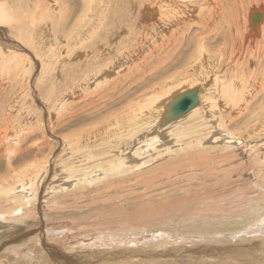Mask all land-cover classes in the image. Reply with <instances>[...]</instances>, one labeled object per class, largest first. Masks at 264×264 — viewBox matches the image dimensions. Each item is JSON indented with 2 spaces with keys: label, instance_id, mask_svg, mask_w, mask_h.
Wrapping results in <instances>:
<instances>
[{
  "label": "rangeland",
  "instance_id": "1",
  "mask_svg": "<svg viewBox=\"0 0 264 264\" xmlns=\"http://www.w3.org/2000/svg\"><path fill=\"white\" fill-rule=\"evenodd\" d=\"M254 2L212 0L209 5L207 4L208 9L211 8L214 11L216 21L220 24L215 27L222 28L221 31L224 32L237 29L238 35L245 32V36L252 41L247 43L246 51L243 55L240 54L241 57L233 58L236 61L231 67L232 71L228 74L229 78H224V86L231 87V94L230 96L223 94L220 107L223 109L222 113L226 120H229V133H235L234 135L242 133L253 118L262 110L264 111V58L263 50L260 49L264 44V35L259 32V29L254 36L250 33V16L255 12L264 15V0ZM83 4V0H0V132H4V134L0 133V264H186V262L187 264H264V181L259 178V174L264 172V167L249 166V161L253 159L250 158L247 148H245V153L238 150L244 144L234 148L235 155L232 149H227V146L236 145L245 139L240 135L235 136L236 140L217 134L215 137L218 138L214 137V141L204 142L203 147L210 149L220 144L215 151L206 152L210 155L208 157L213 155L230 157L229 161L220 164V168H216L207 156L199 159L196 156L199 150L196 149L187 147L185 150H177L178 148L173 146V150L168 151L155 148L154 142L163 145L170 143L173 134L171 132L169 136L168 132L164 135L160 133L165 130H160L156 122L150 123L147 128L149 131L144 128L140 134L130 138V141H137L132 143L133 148L136 149L132 154L139 157L141 162L136 166L139 168L132 169L124 166L122 167L124 173L120 170L122 174L120 171L117 175L108 174L105 170L106 165L117 163L112 157L116 158L117 154L122 152L108 146L97 150L96 154L99 156L102 152H115L100 156L101 160L87 159L86 149H80L77 150L78 153L71 154L75 149L71 142L73 136L81 137L82 145L85 144L88 149L94 142L102 139L104 135L100 133L98 126L110 119L112 111L124 110L127 113L131 107H134V103L147 96L161 91L175 90L180 84L179 81H182L185 76L180 59L183 54L180 51L181 45L190 39V35L207 36L212 39L215 34H218L217 32H220L213 31L215 29L212 24L213 19L205 18L206 25H204L202 17L197 16L200 14L198 11L200 6L196 11L193 5L185 4L186 9L184 8L183 16L190 17V20L187 25L184 17L172 20L174 24L182 20L176 23L177 26L172 23L176 31L164 33L161 38H157L153 33H147V30L146 32L138 30L141 37L138 39L135 36L136 45H131V51H129V48L124 47L129 45L133 34L129 35L120 30L122 32L113 34L111 38L113 41L107 43L108 45L103 44L102 49L97 51L95 45L100 42L103 33L100 29L90 30L92 27H97L100 22L96 20L94 26L88 24V20L95 16L91 12V14L88 13L89 10ZM117 5L116 3L115 8ZM101 12L103 15L107 13L106 10ZM159 16L157 11L153 19L158 20ZM259 23L258 27L263 28L264 18ZM161 25H155L154 31H171ZM170 35L174 36V41L168 42ZM162 39L168 42L164 48H161L163 43L158 44ZM68 43L72 46H68ZM197 43L199 39L194 41V44L197 45ZM221 44L220 40L218 46ZM90 45L92 49L87 50ZM155 45L159 46L156 48ZM68 50H71V55L68 54ZM147 51L149 56L145 53ZM53 52L57 53L53 54ZM187 52L190 56L191 49ZM59 54L62 57L59 58ZM97 56L100 60L92 63ZM147 56L151 57L149 62L144 59ZM64 58H68V61L63 60ZM227 58L229 55L225 62L228 61ZM117 60H119L118 66H121L117 69L118 74L102 79V81H107L98 86L96 83L88 86L87 77L89 78L92 72L107 65L108 62L111 63L109 67H113L118 62ZM228 70L224 67L221 72ZM61 72L64 78L61 77ZM47 73L50 75L47 76ZM25 74L30 75V84ZM51 78L58 80L57 84L54 83L53 88L56 93L53 94L47 88L52 86L47 83ZM147 80L151 83L143 86L142 83L144 84ZM14 81L17 83L14 86L18 85L16 93L14 88L10 89ZM155 82L158 84L156 91H149V86L152 83L156 84ZM211 83L210 81L204 84L203 106L210 102L205 98V94ZM58 84L63 90L65 88L74 89L77 95L67 98L53 111V116L49 117L47 112L54 109V104H59L58 98L61 96L62 89ZM21 85L25 88H21ZM28 87L31 89L27 90ZM25 89L27 93L28 91L31 93V96H23L20 99L18 94ZM105 91L108 96L102 99ZM130 100L133 104L127 106ZM18 110L22 112L17 114ZM218 113L222 114L221 111ZM231 118L234 120L232 121ZM199 124L197 120L195 122L185 120L180 124L184 125L180 129L186 130L192 126L196 128ZM198 131L201 132L198 134L199 137H205L206 131L203 127ZM88 132L89 137H82V133ZM188 132L190 131L183 133ZM114 136L112 139L118 142L117 138H124L125 131ZM162 136L167 138H162ZM192 136L194 135L191 133L189 137L182 136L181 142L190 140ZM164 140L169 141L164 142ZM175 140L178 142L180 139L176 137ZM145 141L151 147L148 148L149 152L142 154L141 157L142 143ZM256 143L264 142L258 140ZM22 148L25 150L21 152ZM164 151L169 155H165ZM175 151L177 153H174ZM261 151L264 154V149ZM188 152L195 160L199 159L197 161L206 159L204 161L206 165H196L197 167L192 165L193 160L187 159L190 158L187 155ZM82 155L85 156V161L81 163L77 160L79 164L71 168L75 173L74 176L72 172H69V167H73L71 160L78 159ZM13 160H16L14 164ZM97 163L100 166L103 163L100 169L95 167ZM33 164L34 169L38 164L41 165L38 166L42 167L41 169L44 168L42 171L44 174L41 177L38 176L36 185L38 195L35 196L34 201L30 202L23 198L20 190L15 193L13 190L19 182L26 179L25 171L34 170L31 166ZM203 168L206 169L203 170ZM97 170L94 180L90 179V172ZM123 175L130 178L122 177ZM131 175L134 177L132 178ZM228 179L231 180L228 181ZM121 183H124L123 187ZM112 185L115 188L113 190H111ZM51 187L55 191H51ZM119 187L122 188L119 189ZM20 196L24 202L19 200ZM54 196L58 198L53 199ZM29 197L32 198V196ZM18 208L23 209V212L18 211ZM64 223L66 224L63 225ZM227 235H239L242 240L239 239L240 241L237 240L234 243L227 239Z\"/></svg>",
  "mask_w": 264,
  "mask_h": 264
},
{
  "label": "bare ground",
  "instance_id": "2",
  "mask_svg": "<svg viewBox=\"0 0 264 264\" xmlns=\"http://www.w3.org/2000/svg\"><path fill=\"white\" fill-rule=\"evenodd\" d=\"M72 1V0H71ZM99 1V2H98ZM120 1V2H119ZM83 0V5L89 10L88 13H92L95 18H90L88 20V24L90 26H94L95 25V22L96 20H98V22H100V24L97 26V27H92L90 31H95L97 29H100V32L103 33V35L101 36L100 38V42L97 43L95 46H96V50L97 51H100L102 49V45L103 44H107L109 43L110 41H113L111 40V38H113V34H116V33H120L122 31L124 32H127L129 35L133 34L131 37V41L129 42V45L127 47H124V48H129V51H131V45L135 46L136 45V39L135 36L138 37H141V33L138 31V30H143L144 32H146L147 30V33H153L157 38H161V36L166 33H171L172 31L175 30V28L172 26V23L178 18V17H184L183 16V13L185 12V4H189V5H193V9L194 10H198L199 9V6H200V9L198 11H200V14L197 15L199 17H202V23L205 24L204 22V19L205 18H212L213 21H212V24H213V28L215 26H219L220 24L216 21L217 18H216V15L214 13V11L209 8L208 9V5H209V2L211 1H207V0ZM216 1V0H215ZM249 3H255L254 1L255 0H247ZM116 3L118 4L117 7L115 8V5ZM208 4V5H207ZM16 6V5H15ZM192 7V6H191ZM257 8V6H255ZM259 7V6H258ZM17 8V7H16ZM112 8V9H111ZM185 8V9H184ZM264 8V7H263ZM73 9V7H72ZM85 9V8H84ZM111 9V10H110ZM188 9V8H187ZM18 10V9H17ZM16 10V11H17ZM102 10H106L107 13H105V15H103V12H101ZM109 10V11H108ZM191 10V9H189ZM205 10V11H204ZM10 11H13V9ZM82 11V10H81ZM80 11V12H81ZM157 11L159 13V18L158 20L153 19V17L157 14ZM71 12V11H70ZM79 12V11H78ZM192 12V11H191ZM190 12V14H192ZM87 13V14H88ZM90 13V14H91ZM189 13V11H188ZM196 13V12H195ZM256 13V12H255ZM259 13V12H258ZM82 14V13H81ZM253 14H251V35L254 36V34H256V31L259 29V32L263 33L264 35V27L262 28H259L258 27V23L254 26L253 24V21H252V17H253ZM261 14V13H260ZM77 16V15H76ZM192 16V15H191ZM194 16V15H193ZM80 17V16H78ZM195 17V16H194ZM12 18V17H11ZM77 18V17H76ZM84 18H85V15H84ZM107 20L109 19V21L107 20H104L106 19ZM196 18V17H195ZM264 18V15L261 14V19ZM21 19V18H20ZM87 19V17H86ZM184 19H186V25L187 23L189 22L190 20V17L188 16H185ZM183 19V20H184ZM188 19V20H187ZM85 20V19H84ZM174 20V21H172ZM178 20H181V19H178ZM259 20V21H260ZM182 21V20H181ZM180 21V22H181ZM67 22V21H66ZM97 22V23H98ZM178 21H176V23H180ZM17 23V22H16ZM55 23V22H54ZM175 23V24H176ZM184 23V25H185ZM73 24V23H72ZM84 24V23H83ZM158 24H162L163 26H166V30L168 29H171L170 32H167L165 30H160L158 32H155L154 29H155V25L157 26ZM173 23V25H175ZM250 24V22H249ZM260 24V23H259ZM44 25V24H43ZM54 25V24H53ZM161 25V27H163ZM179 25V24H178ZM55 26V25H54ZM75 26V25H74ZM160 26V25H159ZM177 26V24H176ZM181 26V25H179ZM58 27V26H57ZM81 27V26H80ZM184 27V26H183ZM206 27V26H205ZM21 28V27H20ZM50 28V27H49ZM157 28V27H156ZM165 28V27H164ZM177 28V27H176ZM185 28V27H184ZM183 28V29H184ZM217 27H215V30L217 31H220V32H217L218 34H215L214 37H212V39H210V37H207V36H201V35H190V39H188L187 41H185V43H183L181 45V48H180V51L183 53L182 56L180 57L181 61H182V64H183V72L185 74L184 78L182 79V81H179V85L177 88H175V90H171V91H161V92H157L156 94H152L151 96H147L145 98H143L142 100H140L139 102L137 103H134V107H131L127 113L122 110V111H112V114H111V117L110 119H108V121H103L101 124H99L98 126V130L100 131V133H102L104 136L102 137V139H99L96 141V143L94 142L92 145L89 146V149L85 146V144L82 145V142H81V137L79 136H73L72 137V140L71 142L73 143L75 149L72 150L71 154H76L78 153L79 151L77 150H83V149H86L87 150V159H90V158H94L95 159H99L101 160V157L100 156H106V155H110L109 153H113L115 151H110V152H102L101 154H96V151L99 150V149H102L104 148L105 146H108V147H112L113 150H121L122 152H120L119 154H117V159L115 157H112L113 160L117 161V163H110L108 164V166L106 165V168L105 170L108 171V174H111V175H117L119 173L120 170H122V167L124 166H127V167H131L132 169L134 168H139V167H136L137 164L139 162H141L138 158V156H135V154H132L133 151H135L136 149L133 148V144L132 143H135L137 141L135 140H132L130 141L131 137L132 136H136L137 134H140L141 131L144 129V128H148V126H150V123H154L156 122V126L160 129V130H165L164 132H160V133H163L166 134V132H168L169 136L171 134V132L173 133L172 136H171V142L170 143H166L165 145L163 144H160L159 142L156 143L154 142V147L155 148H163L164 150H168V151H172V147L174 146V148H178L177 150H185L187 147L188 149L192 148V149H196V150H199L198 153H197V157L200 159L204 156H210L209 154H207L206 152L207 151H210V150H216V147L220 144H214L216 145L215 148H206V147H203V144L204 142L207 141L208 143L210 141H214V137L215 135L217 134H220V136L222 135H225V136H228V137H231L232 138H235V136H238L240 135L242 138H245V139H242L240 143L236 144V145H229L227 146V149H232V153L234 154V148L236 146H242V144H244L243 147H240L238 150L240 152H243L245 153V148H247V152L249 154V156H251L250 158H252L253 160L249 161V166H252V168H257V166H263L264 167V154L263 152L261 151L262 149H264V143H260V144H257L256 142L259 140V141H262L264 142V111L262 110L258 115H256L253 120L250 122L249 125H247L245 128H244V131L242 133H239L238 135H234V134H230L229 133V126H228V121L229 120H226V118L224 117L223 115V109L220 107V102L223 101V94H228L230 96L231 94V87L228 85V86H224V78H229L228 77V74L230 71H232L231 67L234 65L235 63V59L233 60V58H236L237 56H240V54L242 53V55L244 54L243 52L246 51V45L248 42H252L250 41V39H248L246 36H245V32L243 34H237V29H232L231 32H224L223 30L221 31V29H216ZM59 29V28H58ZM158 29V28H157ZM179 29V28H178ZM188 29V28H187ZM186 29V30H187ZM190 29V28H189ZM212 29V28H211ZM249 29V28H248ZM88 30V29H87ZM122 30V31H120ZM89 31V30H88ZM99 31V30H98ZM119 31V32H118ZM176 31V30H175ZM247 31V30H246ZM208 32H210L208 30ZM214 32V33H216ZM10 33V32H9ZM58 33V32H57ZM56 33V35H57ZM143 33V32H142ZM177 33V32H176ZM248 33V32H247ZM249 33V34H250ZM45 34V33H44ZM66 34V33H65ZM188 34V33H187ZM211 34V33H210ZM213 34V33H212ZM69 35V34H68ZM174 35V34H172ZM209 35V34H208ZM124 36V35H123ZM175 36V35H174ZM174 36L171 37L170 35V38L167 39L168 42L172 41L174 39ZM212 36V35H211ZM261 36V35H260ZM122 37V36H121ZM145 37V36H144ZM148 37V36H147ZM153 37V36H152ZM204 37V38H202ZM71 38V37H70ZM95 38V37H93ZM156 38V39H157ZM233 38H236V39H233ZM80 39V38H78ZM122 39V38H121ZM140 39V38H138ZM186 39V37H185ZM196 39H199V43H197V45L199 44V46H197L196 44H194V41ZM257 39V38H256ZM262 40V37L260 38ZM259 39V40H260ZM39 40V39H38ZM145 40V39H144ZM160 40V39H158ZM167 40L165 39H162L161 40V43H158L159 45L162 44L161 48H164V46H167L168 45V42ZM222 42L221 46H218V43ZM89 41V40H88ZM174 41V40H173ZM80 42V41H79ZM125 42V41H124ZM139 42V41H138ZM147 42V41H146ZM160 42V41H159ZM198 42V41H197ZM257 42V41H256ZM88 43V42H87ZM115 43V41H114ZM151 43V41H150ZM149 43V44H150ZM155 43V41H154ZM258 43V42H257ZM84 44V43H83ZM89 44H90V41H89ZM116 44V43H115ZM114 44V46H116ZM142 44V43H140ZM180 44V43H179ZM252 44V43H251ZM255 44V42H254ZM253 44V45H254ZM259 44V43H258ZM68 46L70 45V43L67 44ZM108 45V44H107ZM110 45V44H109ZM154 45V44H153ZM159 45H155V47L157 48ZM174 44H172L173 46ZM193 45V47H192ZM257 45V44H256ZM24 46V45H23ZM72 46V45H70ZM88 46V45H87ZM106 46V45H105ZM113 46V48H114ZM139 46V45H137ZM142 46V45H141ZM144 46V45H143ZM258 46V45H257ZM75 47V46H74ZM109 47V46H107ZM112 47V46H111ZM145 47V46H144ZM147 47V46H146ZM73 48V47H72ZM83 48V47H82ZM110 48V47H109ZM112 48V49H113ZM135 48V47H134ZM138 47H136L137 49ZM92 49V46L90 45L87 50H91ZM111 49V51H112ZM139 49V48H138ZM154 49V48H153ZM191 49V52H190V56H188V53L187 50ZM255 49V48H254ZM261 50H263V58H264V44L263 46H261L260 48ZM30 50V49H29ZM75 50V49H74ZM95 50V51H96ZM145 50V49H143ZM251 50V48H250ZM46 51V50H45ZM58 51V50H57ZM121 51V50H120ZM137 51V50H136ZM135 51V52H136ZM154 51V50H153ZM260 51V50H259ZM43 52V51H42ZM123 52V51H121ZM52 53V52H51ZM57 52H53V54H55ZM60 53V52H59ZM74 53V52H73ZM124 53V52H123ZM134 54V52H132ZM146 54L148 53L145 52ZM68 54H72L71 50H68ZM108 54V53H107ZM113 54V53H112ZM131 54V53H130ZM253 53H251L252 55ZM257 54V53H256ZM149 56V53L147 54ZM229 55V58L227 62L226 61V57ZM259 55V54H258ZM57 56V54H56ZM107 56V55H106ZM146 57L144 59H147L148 62L150 61L151 57ZM250 56V55H249ZM58 57H62L61 54L58 55ZM145 57V56H144ZM241 57V56H240ZM103 58V57H102ZM105 58V57H104ZM53 59V58H52ZM57 59V57H56ZM118 59V58H117ZM143 59V60H144ZM242 59V58H240ZM256 59V58H255ZM58 60V59H57ZM63 60H67L68 61V58H64ZM97 60H100V58L97 56L94 58V60H92V63H97ZM250 60V59H249ZM252 60V58H251ZM258 60V58H257ZM261 60V59H260ZM118 62L114 65L113 63V67H109V64H111L110 62H108L107 65L103 66V67H100L99 69H97V71L95 72H92L91 75L89 76V78L87 77V80L89 79V81L87 82L88 83V86H90V84H94L96 83V85L98 86L100 83H104L105 81L107 80H104L102 81V79H108L111 77V75H115V74H118L119 70V67L121 66H118V63H119V60H117ZM51 62V61H50ZM100 62V61H99ZM251 62V61H250ZM84 63V62H82ZM54 64V63H53ZM139 65V63H137ZM240 64V63H239ZM81 65V64H80ZM93 65V64H92ZM255 65V64H254ZM70 66V65H69ZM258 66V64H257ZM48 67V66H47ZM55 67V66H54ZM82 67V66H80ZM149 67V66H148ZM152 67V66H151ZM224 67H227L229 70L228 71H225V72H221V69L224 68ZM56 68V67H55ZM27 70V69H26ZM153 70V69H152ZM151 70V72H152ZM224 70V69H223ZM259 70V69H258ZM235 71V70H234ZM260 71V70H259ZM161 73V72H159ZM253 73V72H252ZM41 74V72L39 73ZM43 75V74H42ZM50 75V73H47V76ZM69 75V74H68ZM67 75V76H68ZM155 75V74H154ZM243 75V74H242ZM41 76V75H40ZM42 77V76H41ZM61 77L64 78V75H63V72H61ZM25 78L27 79L28 81V84L29 83V80H30V75L28 74H25ZM62 78V79H63ZM58 79V78H57ZM67 79V78H66ZM239 79V78H238ZM45 80H48V79H45ZM144 80V79H143ZM255 80V79H254ZM253 80V81H254ZM58 81V80H57ZM56 80H53L52 78L50 80L47 81V83L51 84L52 86L50 87H47L48 89L51 90V93L53 94L54 92L56 93V91L54 90L53 86H54V83L57 84ZM212 82L209 86L210 88L208 89L207 88V91H206V94H205V98L209 99L208 101L209 104L206 105V106H203L202 105V98L204 97V84L208 83V82ZM260 81V80H258ZM12 82V80L10 81V83ZM20 82V81H19ZM145 83L142 85L143 86H146L148 84H150L151 82L150 81H144ZM234 82V81H233ZM241 82V81H240ZM250 82V81H249ZM76 83V82H75ZM79 83V81H78ZM84 83V82H82ZM154 83V82H153ZM151 84L149 86V91H152V92H155L156 91V87H157V83L156 84ZM258 83V82H257ZM17 83L14 81L12 83V88H10L11 90L14 88V92L16 93L17 91V86H14L16 85ZM33 85V83H32ZM59 85V84H58ZM80 85V84H79ZM87 85V84H86ZM137 85V84H136ZM140 85V84H139ZM60 86V85H59ZM67 86V85H66ZM78 86V85H77ZM95 86V87H97ZM259 86V85H258ZM36 87V86H35ZM75 87V86H74ZM123 87V86H122ZM260 87V86H259ZM17 88V89H16ZM21 88H25L23 85H21ZM60 88L62 89V87L60 86ZM83 88V86H82ZM114 88V87H113ZM117 88V87H116ZM31 88H27V90H30ZM78 89V88H77ZM76 89V90H77ZM84 89V88H83ZM194 89H198L199 90V93H198V97H199V103L198 105L195 107V109H193L192 111H189L188 113H186L184 116L182 117H179L177 119H169V117L167 118L168 116V113H167V107L169 105H171L175 99L177 97H179L182 93H186V92H189V91H192ZM223 89V91H222ZM238 89V88H237ZM27 90L25 89L23 92L21 91L19 94H18V97H20V99L24 97H30L31 96V93H27ZM74 90V89H73ZM72 89L70 88H65L64 90L62 89L61 91V96L60 98H58L59 100V104L56 105L54 104V109L51 111V112H47V115H49V117H52L53 116V111L61 106V104H63L65 102V100H67V98H71V95H77V92L76 91H73ZM82 90V89H80ZM263 90V89H262ZM10 91V90H9ZM19 91V90H18ZM147 91V90H146ZM148 93H152V92H149ZM84 92V91H83ZM202 93V94H200ZM58 95V94H57ZM84 95V94H83ZM82 95V96H83ZM147 95H150V94H147ZM253 95V94H252ZM106 96L107 95V92L105 91L104 95L101 97L102 99L107 98ZM136 96V95H135ZM14 97V96H13ZM57 97V96H56ZM80 97V96H79ZM227 97V96H226ZM33 98V97H32ZM76 98V97H75ZM257 98V97H256ZM82 99V98H81ZM245 99V98H244ZM83 100V99H82ZM74 101V100H72ZM131 102L127 105V106H131L133 103H132V100H130ZM135 101V100H134ZM207 101V102H208ZM225 101V100H224ZM256 101V100H255ZM34 102V101H33ZM32 102V103H33ZM80 102V101H79ZM36 103V102H35ZM71 103V102H70ZM76 103V102H75ZM206 103V102H204ZM224 103V102H223ZM222 103V104H223ZM238 103V102H237ZM13 104V103H12ZM20 104V103H19ZM27 104H30L29 102H27ZM34 104V103H33ZM36 105V104H35ZM238 105V104H237ZM240 105V104H239ZM11 106V105H10ZM20 106V105H19ZM18 106V107H19ZM243 106V105H242ZM8 107V106H7ZM15 107V106H14ZM29 107V105H28ZM220 107V109H218ZM235 107V106H234ZM31 108V107H30ZM33 108V107H32ZM73 108V107H72ZM1 109V108H0ZM239 109V108H238ZM242 109V108H241ZM8 110V109H6ZM27 110V109H26ZM48 110V109H47ZM234 110V109H233ZM232 110V111H233ZM240 110V109H239ZM74 111V110H73ZM218 111H221L222 114L219 115ZM229 111V110H228ZM22 112V110H18L17 114ZM246 112V111H245ZM244 112V113H245ZM3 113V112H2ZM6 114V113H5ZM1 115V114H0ZM8 115V114H7ZM11 115V114H10ZM241 115V114H240ZM246 115V114H245ZM9 116V115H8ZM34 117V116H33ZM7 118V117H6ZM31 118V117H30ZM2 119V118H1ZM23 119V118H22ZM33 119V118H32ZM51 119V118H50ZM220 119V121H219ZM232 119V118H231ZM4 120V119H3ZM31 120V119H30ZM53 120V119H51ZM189 121V120H192L193 122H195L196 120L199 121V125L194 128L193 126L188 128V129H180L182 128V126L184 125H180L182 122L184 121ZM234 119H232L233 121ZM21 121V120H20ZM217 121V122H216ZM216 122V123H215ZM5 123V122H4ZM192 124V123H191ZM98 125V124H97ZM153 125V124H152ZM188 125V124H187ZM1 126V125H0ZM147 126V127H146ZM186 126V125H185ZM177 127V128H176ZM203 127L206 131V134H205V137H199L198 134L201 133L199 132V128ZM10 128V127H9ZM151 128V127H150ZM173 128H176V129H173ZM224 129V130H223ZM76 130V129H75ZM148 130V129H147ZM77 131V130H76ZM125 131V136L124 138H121V137H118L117 140L118 142H114L115 139L113 140L112 139V136L120 133V132H123ZM131 131L132 133H127ZM149 131V130H148ZM186 131H190L188 133H183V132H186ZM73 132V130H72ZM218 132V133H216ZM232 132V131H231ZM0 133H3L4 132H0ZM75 133V132H74ZM193 134L194 136L191 137V139L187 140L186 142H181V139H182V136H188L189 135ZM71 134V133H70ZM89 132L88 133H82V137H89L88 136ZM91 134V132H90ZM143 134V133H142ZM72 136V135H71ZM70 136V137H71ZM160 136V135H159ZM219 136V135H218ZM49 137V136H48ZM115 137V136H114ZM176 137H179V141L177 142L175 140ZM6 138V137H5ZM92 138V137H90ZM133 138V137H132ZM162 138H167L166 136H162ZM216 138V137H215ZM218 138V137H217ZM216 138V139H217ZM227 138V137H226ZM93 139V138H92ZM135 139V138H134ZM169 139V137H168ZM220 139V138H219ZM223 139V138H222ZM236 139V138H235ZM239 139V138H238ZM251 139V140H250ZM221 140V139H220ZM229 140V139H228ZM237 140V139H236ZM19 141V140H18ZM17 141V142H18ZM70 141V140H69ZM157 141H159L157 139ZM166 140H164L165 142ZM169 141V140H168ZM166 141V142H168ZM219 141V140H218ZM217 141V143H218ZM222 141V140H221ZM224 141V140H223ZM230 141V140H229ZM240 141V140H239ZM250 141V142H249ZM55 142V141H54ZM162 142V141H161ZM220 142V141H219ZM252 142H255V143H252ZM101 143V144H100ZM156 143V144H155ZM222 143V142H220ZM226 143V142H225ZM231 143V142H229ZM259 143V142H258ZM9 144V143H8ZM152 144V146H153ZM78 148H76V146ZM143 145H147V142L145 141L144 143H142V153L140 154L141 157H142V154H146L147 152H149L148 148H150L151 146L147 145V146H143ZM208 145V144H207ZM228 145V144H227ZM18 147V145H16ZM80 147V148H79ZM107 147V148H108ZM180 147V148H179ZM210 147V146H209ZM259 147V148H258ZM19 148V147H18ZM238 148V147H237ZM13 149V148H11ZM20 149V148H19ZM30 149V148H28ZM135 149V150H134ZM25 150V149H24ZM23 148L21 150L24 151ZM89 150V151H88ZM224 150V148L222 149ZM9 151V150H8ZM161 151V150H160ZM138 152V151H137ZM144 152V153H143ZM165 152V151H164ZM13 153V152H12ZM140 153V152H139ZM174 153H177L176 151ZM212 153V152H211ZM49 154V153H48ZM52 154V153H51ZM150 154V153H149ZM220 154V153H219ZM222 154V153H221ZM230 154V153H229ZM85 155V154H84ZM148 155V154H147ZM165 155H169L168 153L165 152ZM187 155L190 157V158H187V159H190V160H193V162H191L192 165H206L204 163V161L206 160H203V161H197L199 159H196L193 158L192 156L189 155V152L187 153ZM235 155V154H234ZM114 156V155H113ZM85 157V156H84ZM82 156H80L78 159H72L71 162L73 164V167H69V172H72L73 169L71 168H75V166L77 164H79V162H84L85 161V158ZM13 158V157H12ZM39 158V157H38ZM184 158V157H183ZM182 158V159H183ZM218 158H221V159H218ZM11 159V158H10ZM141 159V158H140ZM208 159H210L212 161V164L216 167V168H220L221 165L220 164H223L227 161L230 160V157H226V156H220V155H213L211 157H208ZM218 159V160H217ZM234 159V158H233ZM48 160V159H47ZM79 160V162L77 161ZM189 160V161H190ZM32 161V160H31ZM35 161V160H34ZM183 161V160H182ZM186 161V160H185ZM16 162V160H13L12 163L14 164ZM36 162V161H35ZM188 162V160H187ZM28 163V162H27ZM44 163V162H43ZM241 163V162H239ZM152 164V163H151ZM155 164V163H154ZM246 164V163H245ZM248 164V162H247ZM12 165V164H11ZM39 165V164H38ZM36 166L37 168L34 169V164L31 165L33 166L32 168L34 169L32 172H26L25 171V178L23 182H19V184L16 185L15 189L13 190L14 193L19 191L22 194L23 198L25 200H29L30 202L31 201H34L35 200V196L38 195V192H37V187L36 186L38 184V178L42 176V174H44L42 171L43 169H41L42 167H39V166ZM84 165V164H83ZM103 165V163H101V166ZM30 166V167H31ZM44 166V165H43ZM86 166V165H85ZM99 165V163H97L95 165V167H97V169H100L101 167ZM235 166V165H234ZM243 166V165H242ZM27 166H25L26 168ZM84 167V166H83ZM126 167V168H127ZM197 167V166H196ZM206 167V166H205ZM32 168H29L30 170ZM125 168V169H126ZM141 168V167H140ZM144 168V167H143ZM48 169V168H47ZM87 169V168H86ZM124 169V170H125ZM206 169V168H203V170ZM229 169V168H228ZM237 169V168H236ZM250 169V168H249ZM247 169V170H249ZM26 170V169H25ZM139 170V169H138ZM257 170V169H255ZM80 172H82L81 170H79ZM123 171V170H122ZM120 171V173L122 172ZM126 171V170H125ZM196 171V170H194ZM221 171V170H220ZM264 171V170H263ZM22 172V171H21ZM75 172H77V170H75ZM98 172L95 171V172H90V179L94 180V175ZM127 172V171H126ZM125 172V173H126ZM138 172V171H137ZM211 172V171H210ZM75 176V173L72 172ZM88 173V172H87ZM124 173V171L122 172ZM121 173V174H122ZM240 173V172H239ZM244 173V172H243ZM261 173V172H259ZM258 173V174H259ZM17 174V173H16ZM108 174H105V175H108ZM137 174V173H135ZM142 174V173H140ZM207 174V173H206ZM223 174V173H222ZM226 174V173H225ZM39 176V177H38ZM125 175H123L122 177H124ZM132 176V175H131ZM215 176V175H214ZM217 176V175H216ZM221 176V175H220ZM231 176V175H230ZM234 176V175H233ZM101 178V176H99ZM128 177V176H127ZM125 176V178H127ZM134 176H132L133 178ZM137 177H139L137 175ZM207 177V176H206ZM227 177V176H226ZM22 178V177H21ZM69 178V177H68ZM73 178V177H72ZM130 178V177H128ZM136 178V177H135ZM212 178V177H211ZM222 178V177H221ZM258 178V176L256 177ZM259 178L260 179H263L264 181V172H262V174H259ZM8 179V178H7ZM11 179V178H10ZM14 179V178H13ZM42 179V178H41ZM46 179V178H45ZM122 178H120L121 180ZM16 180V179H15ZM58 180V179H57ZM114 180V179H113ZM124 180V178H123ZM122 180V181H123ZM225 180V178H224ZM231 180V179H228V181ZM97 181V180H96ZM128 181V180H127ZM59 182V181H58ZM118 182V181H117ZM120 182V181H119ZM214 182V181H213ZM10 183V182H9ZM79 183V182H78ZM83 184V182H81ZM101 183V182H100ZM113 183V182H112ZM124 183H126L124 181ZM124 183H121L122 187L124 186ZM80 184V183H79ZM94 184V183H93ZM110 184V183H109ZM89 185V184H88ZM106 185V184H105ZM78 186V185H77ZM110 186V185H109ZM108 186V187H109ZM236 186V185H235ZM113 190V185L111 186ZM122 187H119L122 188ZM71 188V187H70ZM13 189V188H12ZM27 189H29V191H27ZM31 189V190H30ZM40 189V188H39ZM115 189V188H114ZM118 189V190H119ZM54 190V188L52 189L51 187V191ZM60 190V189H59ZM68 190V189H67ZM104 192L106 191L105 188L103 189ZM55 191V190H54ZM108 191V190H107ZM13 193V192H12ZM11 193V194H12ZM20 194V193H19ZM47 194V193H46ZM74 194V193H73ZM15 195V194H14ZM28 195V196H27ZM52 195V194H51ZM64 195V194H63ZM95 195V194H94ZM29 196H32V198H30ZM42 196V195H41ZM47 196L50 197L49 194H47ZM59 196V195H58ZM62 196V195H61ZM79 196V195H78ZM57 197V196H56ZM55 196L53 197L56 198ZM15 198V197H14ZM19 198V200L21 199L23 202H24V199ZM52 198V197H51ZM58 198V197H57ZM60 198V197H59ZM63 198V196H62ZM65 198V197H64ZM260 198V197H259ZM10 199V198H9ZM50 199V198H49ZM61 199V198H60ZM37 202V201H36ZM50 202V201H48ZM55 202H57L55 200ZM58 202H60L58 200ZM62 203V202H60ZM29 204V203H28ZM32 204V203H31ZM29 204V205H31ZM58 204V203H57ZM121 204V203H120ZM33 205V204H32ZM63 205V204H62ZM12 206V205H11ZM17 206V205H15ZM14 206V208H15ZM21 206V205H20ZM67 206V205H66ZM23 207V206H22ZM13 208V209H14ZM32 208V207H31ZM60 208V207H59ZM23 209L25 210V208L23 207ZM23 209L21 208H18L17 210L22 213L23 212ZM30 209V208H28ZM1 210V209H0ZM33 211V208L31 209ZM54 210H55V207H54ZM59 211V209H57ZM12 211V210H11ZM10 211V212H11ZM26 211V210H25ZM57 211V212H58ZM13 212V211H12ZM29 212V211H28ZM27 212V213H28ZM36 212V211H35ZM60 213V212H58ZM144 214V213H142ZM18 216V215H17ZM32 216V215H31ZM31 216H28V217H31ZM15 220V219H14ZM116 221V220H115ZM138 221V220H137ZM150 221V220H149ZM36 222V221H35ZM53 222V221H52ZM66 222V221H65ZM62 223V222H61ZM66 223H64L63 225H65ZM56 225V224H55ZM59 226V225H58ZM57 226V227H58ZM61 226V225H60ZM71 226V225H70ZM91 226V225H90ZM119 226V225H118ZM252 226V225H251ZM22 227V226H21ZM20 227V228H21ZM56 227V228H57ZM45 228V227H44ZM87 228V227H86ZM138 228V227H137ZM252 228V227H251ZM40 229V228H39ZM55 230V229H54ZM69 230V229H67ZM251 230V229H250ZM249 230V231H250ZM48 231V229H47ZM46 231V232H47ZM90 231V230H89ZM1 232V231H0ZM17 232V231H16ZM15 232V233H16ZM62 232V231H61ZM136 232V231H135ZM18 233V232H17ZM16 233V234H17ZM48 233V232H47ZM54 233V232H53ZM63 233V232H62ZM226 233V232H225ZM70 234V233H69ZM100 234V233H98ZM163 234V233H162ZM247 236H249V232L246 233ZM257 234V233H256ZM12 235V234H11ZM41 235V234H40ZM51 235V234H50ZM88 235V234H87ZM133 235V234H132ZM135 235V234H134ZM146 235V234H145ZM7 236V235H6ZM228 240L232 241V242H237V240L241 239V237L239 235H232V236H226ZM245 237V235H244ZM161 238V237H160ZM185 238V237H184ZM37 239V238H36ZM67 239V238H66ZM71 239V238H69ZM47 240V239H46ZM60 240V239H59ZM242 240V239H241ZM244 240V239H243ZM68 241V240H67ZM161 241V240H160ZM240 241V240H239ZM249 241V240H248ZM247 241V242H248ZM254 241V240H253ZM64 242V241H63ZM114 242V241H113ZM163 242V241H162ZM251 242V241H250ZM35 243V241H34ZM150 243V242H149ZM215 243V242H214ZM225 243V242H224ZM227 243V242H226ZM64 244V243H63ZM223 244V243H222ZM36 245V244H35ZM82 245V244H81ZM161 245V244H160ZM163 245V244H162ZM224 245V244H223ZM90 246V245H89ZM88 246V247H89ZM258 246V245H257ZM141 247V246H140ZM222 247V246H221ZM254 248V247H253ZM88 249V248H87ZM84 250V249H83ZM143 250V249H142ZM245 250V249H244ZM140 251V250H139ZM37 252V251H36ZM224 252V251H223ZM249 252V251H248ZM252 253H254L253 251H251ZM250 252V253H251ZM257 252V251H256ZM255 252V253H256ZM259 252V251H258ZM71 253V252H70ZM94 253V252H93ZM97 253V252H96ZM147 253V252H146ZM249 253V255H250ZM127 254V253H126ZM153 254V253H152ZM219 254V253H218ZM257 254V253H256ZM193 255V254H192ZM198 255V254H197ZM200 255V254H199ZM198 255V256H199ZM226 255V254H224ZM262 255V254H261ZM260 255V256H261ZM33 256V255H32ZM185 256V255H184ZM194 256V255H193ZM202 256V255H201ZM142 257V256H141ZM196 257V256H195ZM206 257V256H205ZM43 258V257H42ZM90 258V257H89ZM184 258V257H183ZM182 258V259H183ZM248 258V257H247ZM259 258V257H258ZM36 260V259H35ZM172 259H170L171 261ZM195 260V259H194ZM169 261V262H170ZM200 261V259H199ZM197 261V263L199 262ZM167 262V260L165 261ZM168 262V263H169ZM172 262V261H171ZM175 263V261H174ZM203 263V262H202ZM126 264V263H125ZM151 264V263H150ZM187 264V262H186Z\"/></svg>",
  "mask_w": 264,
  "mask_h": 264
},
{
  "label": "water",
  "instance_id": "3",
  "mask_svg": "<svg viewBox=\"0 0 264 264\" xmlns=\"http://www.w3.org/2000/svg\"><path fill=\"white\" fill-rule=\"evenodd\" d=\"M260 18V13L256 12L253 14L252 21L254 26L257 24V22H259ZM198 93L199 90L194 89L186 93L184 92L179 97H177L175 101L167 107V118L169 117V119H177L184 116L189 111L195 109L199 103Z\"/></svg>",
  "mask_w": 264,
  "mask_h": 264
}]
</instances>
